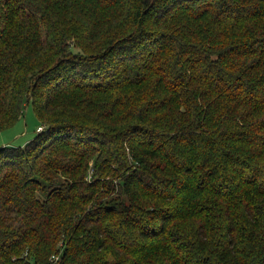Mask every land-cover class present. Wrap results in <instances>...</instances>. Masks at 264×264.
<instances>
[{
    "label": "trees",
    "instance_id": "16d2710c",
    "mask_svg": "<svg viewBox=\"0 0 264 264\" xmlns=\"http://www.w3.org/2000/svg\"><path fill=\"white\" fill-rule=\"evenodd\" d=\"M0 264H264V0H0Z\"/></svg>",
    "mask_w": 264,
    "mask_h": 264
},
{
    "label": "rangeland",
    "instance_id": "374dc122",
    "mask_svg": "<svg viewBox=\"0 0 264 264\" xmlns=\"http://www.w3.org/2000/svg\"><path fill=\"white\" fill-rule=\"evenodd\" d=\"M38 119L30 103L24 109L23 117L12 127L0 130V147L5 145L24 146L37 134Z\"/></svg>",
    "mask_w": 264,
    "mask_h": 264
},
{
    "label": "built area",
    "instance_id": "2783aa9c",
    "mask_svg": "<svg viewBox=\"0 0 264 264\" xmlns=\"http://www.w3.org/2000/svg\"><path fill=\"white\" fill-rule=\"evenodd\" d=\"M42 129V127H38L37 130L40 131Z\"/></svg>",
    "mask_w": 264,
    "mask_h": 264
}]
</instances>
